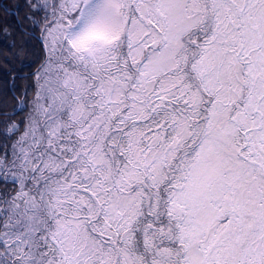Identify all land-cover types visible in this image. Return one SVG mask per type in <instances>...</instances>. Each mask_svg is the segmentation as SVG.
Wrapping results in <instances>:
<instances>
[{"label":"snow or ice","instance_id":"1","mask_svg":"<svg viewBox=\"0 0 264 264\" xmlns=\"http://www.w3.org/2000/svg\"><path fill=\"white\" fill-rule=\"evenodd\" d=\"M0 7L41 52L0 122V264H264V0Z\"/></svg>","mask_w":264,"mask_h":264},{"label":"trees","instance_id":"2","mask_svg":"<svg viewBox=\"0 0 264 264\" xmlns=\"http://www.w3.org/2000/svg\"><path fill=\"white\" fill-rule=\"evenodd\" d=\"M17 3L23 4V0H0V5H6L13 11ZM26 11L27 9L20 11L21 19ZM16 19L15 15L5 12L3 7H0V122L13 118L16 103L13 96H18L22 89L32 85L30 74L39 66L41 55L38 40L31 34L23 36ZM24 24L26 27L27 22ZM5 28L7 32L4 31ZM22 46L23 52L20 51ZM20 118L19 115L14 117L15 120Z\"/></svg>","mask_w":264,"mask_h":264}]
</instances>
